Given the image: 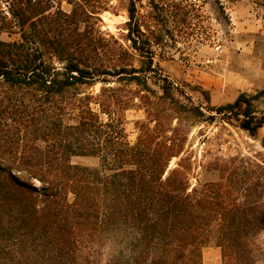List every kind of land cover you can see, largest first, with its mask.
<instances>
[{
	"label": "trees",
	"instance_id": "trees-1",
	"mask_svg": "<svg viewBox=\"0 0 264 264\" xmlns=\"http://www.w3.org/2000/svg\"><path fill=\"white\" fill-rule=\"evenodd\" d=\"M7 2L8 13L0 11V264H203L213 238L221 264H236L232 247L264 232V203L226 201L223 161L215 164L218 180L192 188L186 127L159 110L234 120L255 136L264 128L258 96L210 107L209 115L190 106L155 66L141 26L132 27L134 9L126 39L136 54L102 33L105 1L68 0L70 13L51 0ZM4 32L15 39L3 41ZM98 84V93L90 91ZM138 104L148 118L135 122L130 145L123 123ZM72 157L99 165H73ZM262 187L257 181L243 190ZM249 208L260 216L241 218Z\"/></svg>",
	"mask_w": 264,
	"mask_h": 264
},
{
	"label": "rangeland",
	"instance_id": "rangeland-1",
	"mask_svg": "<svg viewBox=\"0 0 264 264\" xmlns=\"http://www.w3.org/2000/svg\"><path fill=\"white\" fill-rule=\"evenodd\" d=\"M51 1L55 9L66 13L73 8L68 0ZM99 1H105L106 9L100 13L102 33L107 38L115 37L132 54L136 52L126 39V25L130 21V10H135L132 27L137 23L141 26L145 38L151 40L155 66L176 83L190 106L209 115L210 107L233 104L242 95L258 96L253 105L264 115V95H261L264 91V0ZM9 8L7 0H0V11L8 13ZM15 37L6 32L1 34L5 42H12ZM45 57L56 67L62 66L48 52ZM156 83L155 78L149 81L150 87L160 94ZM101 86L98 84L90 91L98 93ZM131 90L135 93L138 89L131 86ZM95 109L98 112V108ZM159 111L164 121H170L173 126L180 122L186 127L188 142L183 155L190 157L193 163L192 188L218 180L215 164L223 161L226 184L232 195L227 196L226 201L237 198L241 204L264 203V128L251 136L234 120L217 118L208 123L189 115L175 116L173 112ZM99 116L103 122L107 121L105 115L100 113ZM147 118L141 104L125 113L124 139L130 145L136 143L138 136L135 122ZM70 161L80 166L99 165V159L94 157H72ZM178 161L179 158L173 159L171 166L175 167ZM257 181L263 186L258 193L243 190ZM240 216L258 218L260 210L249 208ZM244 244L231 249L235 263L264 264V232L251 234ZM207 248H218L216 238Z\"/></svg>",
	"mask_w": 264,
	"mask_h": 264
},
{
	"label": "crops",
	"instance_id": "crops-1",
	"mask_svg": "<svg viewBox=\"0 0 264 264\" xmlns=\"http://www.w3.org/2000/svg\"><path fill=\"white\" fill-rule=\"evenodd\" d=\"M220 260H221V252L219 251L218 248L216 249L205 248L203 250V264H220Z\"/></svg>",
	"mask_w": 264,
	"mask_h": 264
}]
</instances>
